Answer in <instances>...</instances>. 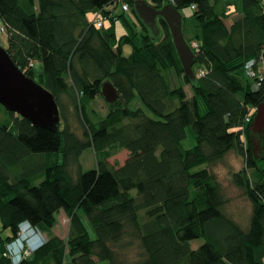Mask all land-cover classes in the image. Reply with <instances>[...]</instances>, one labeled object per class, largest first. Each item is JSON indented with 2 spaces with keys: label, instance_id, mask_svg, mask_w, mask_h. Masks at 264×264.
Returning a JSON list of instances; mask_svg holds the SVG:
<instances>
[{
  "label": "trees",
  "instance_id": "obj_1",
  "mask_svg": "<svg viewBox=\"0 0 264 264\" xmlns=\"http://www.w3.org/2000/svg\"><path fill=\"white\" fill-rule=\"evenodd\" d=\"M125 1L133 9L136 0H0L7 52L52 92L61 117L56 131L7 109L11 120L0 123V220L10 230L0 231V264H13L4 254L20 222L50 232L62 210L68 235L51 234L20 264H64L66 255L72 264H264V157L252 149L249 108L264 101V83L254 89L245 75L246 62L264 54V1L241 0L243 16L232 23L222 0H147L191 8L199 26L195 64L205 68L193 81L163 18L156 38L133 9L143 31L118 35V21L128 20ZM98 14L110 25L99 27ZM174 77L194 94L174 86ZM108 79L125 104L94 122L89 104ZM137 98L152 115L131 106ZM187 128L196 143L190 148L182 144ZM112 146L129 151L121 165L109 160ZM89 148L96 165L83 169ZM231 150L245 162L233 180L253 205L246 227L227 213L228 197L209 168ZM200 237L206 241L193 248Z\"/></svg>",
  "mask_w": 264,
  "mask_h": 264
},
{
  "label": "water",
  "instance_id": "obj_2",
  "mask_svg": "<svg viewBox=\"0 0 264 264\" xmlns=\"http://www.w3.org/2000/svg\"><path fill=\"white\" fill-rule=\"evenodd\" d=\"M132 7L156 38L162 35L159 19H164L167 27H169L178 58H180L186 75L192 81L196 80L197 71L194 64L197 60V54L185 36V15L183 11L177 9L172 3H168L162 8H156L147 0H136ZM236 77L243 87L247 86L244 77L240 75H236ZM102 83L100 94L110 104V108L122 107L125 103L115 84L110 79ZM0 104L10 112L14 111L21 117L30 119L34 125L55 131L59 129L61 122L60 106H58L55 96L46 86H43L34 77L28 76L24 70H21L1 44ZM253 119L250 125L251 145L255 155L261 158L264 157V101L258 104Z\"/></svg>",
  "mask_w": 264,
  "mask_h": 264
},
{
  "label": "rangeland",
  "instance_id": "obj_3",
  "mask_svg": "<svg viewBox=\"0 0 264 264\" xmlns=\"http://www.w3.org/2000/svg\"><path fill=\"white\" fill-rule=\"evenodd\" d=\"M241 5H242L241 0H222L221 4L219 5V9L220 11H222V9H225L226 11L232 13L228 21H232L233 23V18L235 17L239 18L243 16V13H241ZM115 8L117 9V12L119 13L120 8H118V6H116ZM184 14L187 16L186 21L184 23L185 36L188 39H191V42L194 41L200 44L199 40L195 38V33L198 32L199 26L197 25V22L194 16L191 15V8L185 9ZM93 17L94 16L91 15V18ZM125 17L128 19L127 21L119 20L116 25L117 33L119 36L126 34L127 32H130L133 28H136L137 32L143 31V28L141 27V23L138 17H136L133 9L126 11ZM106 22L108 25H110V19H107L105 23ZM6 35H7L6 30L0 26V40L3 39ZM127 46L125 47L124 45L125 49L123 47L126 54L128 53V51H130V48H131L130 46H129L130 48L129 47L127 48ZM262 64H263V60L261 59L257 65H258V69L262 68V71H263L264 68ZM194 66L195 68H197L198 75L201 76L205 71L204 66L202 67L198 64H194ZM38 71H36L37 75L40 74ZM245 75L246 77L249 76L252 87L254 89H257L258 87L256 86H258V77H255L253 76L252 73H250L249 66L247 65L245 66ZM174 80H175L174 86L184 84L189 97H191L194 94V91L191 89V85L185 83L184 79H178L174 77ZM131 106L133 108L143 107L147 113L152 115V113H150L145 108L144 104L140 101L139 98L132 101ZM110 107H111L110 104L106 102L103 95L102 94L98 95V97L89 104V116H91V119L94 122H97L99 121V119H102L107 116ZM249 108H250V113L252 115L253 114L256 115L257 107L249 106ZM73 117H74L73 124L74 126L77 127L79 133L81 134L82 127H80L79 123L76 120V117L75 116ZM9 120H11L9 112L3 107H1L0 108V123L6 122ZM187 133L188 135L185 138V140L182 142V144L184 145L185 148H190V147L195 146L196 143H195L193 134L190 131V128H187ZM111 152L112 153L109 156V160L110 162L116 165H121L128 158L127 156L129 155V151L127 149L123 147H119V146H112ZM95 155H96L95 150L93 148L86 149L82 153L80 159H81L83 169H90L96 165L97 158L95 157ZM209 166H210L209 168L212 174L216 176L217 180L222 185L224 194L228 197V202L226 204L227 213L234 216L239 222L243 223L242 226L246 227V224L248 223L249 218L251 216L250 214L252 212L253 205H251V202L249 201L247 195L244 193L243 189L239 188L238 185L235 184L233 180V172L240 171L241 169L245 167L244 158L240 154L235 152L234 150H231L225 157L218 160L217 163L213 165H209ZM206 167H208V165L206 164L199 165L194 170L197 171V169H202ZM71 169L74 172L77 171L76 166L74 164H72ZM252 171L253 170L251 169L248 172L252 173ZM82 214L88 223L87 216L84 213ZM68 230H69V219L66 213H64V211L62 210L59 214L57 225L52 229V231L46 232L43 229L42 232L46 236L47 240H49V236H51V234L59 235L60 237L61 236L66 237L68 235L67 234ZM0 231H2V234L4 236H7L10 233L9 229L7 230V229H4V227H2L1 220H0ZM205 241L206 239H204L203 237L195 238L191 241V246L193 248H198ZM11 261L14 264V261L12 259ZM98 264H109V262L107 260L99 261Z\"/></svg>",
  "mask_w": 264,
  "mask_h": 264
},
{
  "label": "built area",
  "instance_id": "obj_4",
  "mask_svg": "<svg viewBox=\"0 0 264 264\" xmlns=\"http://www.w3.org/2000/svg\"><path fill=\"white\" fill-rule=\"evenodd\" d=\"M122 7L124 10H129L130 5L128 1L123 2ZM106 16L98 14L95 19L96 23L99 27H103L105 25ZM0 26L4 29V25L1 24ZM191 47H194V50L196 54L200 51V45L197 42H192ZM264 53V52H263ZM264 60V54L261 58ZM259 59V61L261 60ZM257 59L250 60L246 62L245 66H249L250 73L253 74V76L258 77V86L259 87L262 83H264V70L262 71V68L258 69V66L256 68V65L258 64ZM263 68H264V61H263ZM249 77V76H248ZM258 89V88H257ZM251 121V116H248L247 122ZM19 231L15 239L8 241L6 244V252L5 256L8 258H11L14 261V264H20L25 259L29 258V256L39 250L43 245H45L48 240L46 236L43 234L42 230L39 229L37 226L32 225L28 221H22L19 223ZM20 241V244H19ZM16 244H19V252L14 250V246Z\"/></svg>",
  "mask_w": 264,
  "mask_h": 264
},
{
  "label": "crops",
  "instance_id": "obj_5",
  "mask_svg": "<svg viewBox=\"0 0 264 264\" xmlns=\"http://www.w3.org/2000/svg\"><path fill=\"white\" fill-rule=\"evenodd\" d=\"M0 44L1 45H3L4 47H7L8 45V34L3 38V39H1L0 40ZM127 45H125V47H126ZM125 47H124V49H125ZM129 46H127V48H128ZM130 48V47H129ZM123 49V50H124ZM125 51V50H124ZM130 52H132V50H131V48H130V51H128V53H130ZM127 53V54H128ZM126 54V53H125ZM39 68V69H38ZM39 70V71H38ZM36 71H38L40 74L42 73V71H43V66L40 64V63H36L35 64V72ZM63 237V236H62ZM67 257H66V259H65V262H64V264H72V258H71V256H69V255H66Z\"/></svg>",
  "mask_w": 264,
  "mask_h": 264
},
{
  "label": "bare ground",
  "instance_id": "obj_6",
  "mask_svg": "<svg viewBox=\"0 0 264 264\" xmlns=\"http://www.w3.org/2000/svg\"><path fill=\"white\" fill-rule=\"evenodd\" d=\"M19 244H20V241H19ZM19 244H16V245L14 246V247H15L14 250L17 251V252H19V248H20V247H19Z\"/></svg>",
  "mask_w": 264,
  "mask_h": 264
}]
</instances>
